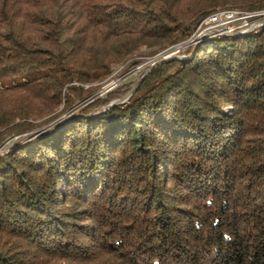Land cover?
I'll use <instances>...</instances> for the list:
<instances>
[{
    "label": "trees",
    "instance_id": "obj_1",
    "mask_svg": "<svg viewBox=\"0 0 264 264\" xmlns=\"http://www.w3.org/2000/svg\"><path fill=\"white\" fill-rule=\"evenodd\" d=\"M217 11L264 0H0V264H264V25L91 100Z\"/></svg>",
    "mask_w": 264,
    "mask_h": 264
},
{
    "label": "rangeland",
    "instance_id": "obj_2",
    "mask_svg": "<svg viewBox=\"0 0 264 264\" xmlns=\"http://www.w3.org/2000/svg\"><path fill=\"white\" fill-rule=\"evenodd\" d=\"M238 13H240L242 16H245V17L241 18L240 20H236L234 23L229 25V27L232 28L231 32L238 30L239 33H244V32L251 31L256 27L257 18H253V17L246 18V16L249 15L248 13H242V12H238ZM201 30H202L201 28L200 29L198 28L196 33L191 37L192 39L190 38L191 40L190 41L188 40L189 44L186 41L185 43L181 45L164 49L155 55H149L150 52L155 49V47H152V48L141 47L137 51V53H135V56L133 57V61L137 63L134 66L129 67L128 69H124L123 66L113 67L111 69V73L109 74V76L106 77L102 82L97 83L100 85V87L98 88L97 91H95L91 100L97 97L104 96L106 92H108L111 89H114L115 87L123 83L129 82V81H137L140 78L141 74H144L147 67L153 61H155L157 57L178 55V52L184 49L185 47L196 45L197 41L198 43H200V41L207 39L209 36L205 37L206 36L205 34L200 35ZM75 111H77L76 107L67 112L59 113V117L53 120L52 122H50L49 124H47L46 126L36 127V129L34 130V133L41 136L43 132L47 130L48 128L50 127L56 128L62 117L73 115ZM14 139H17V137H15Z\"/></svg>",
    "mask_w": 264,
    "mask_h": 264
},
{
    "label": "built area",
    "instance_id": "obj_3",
    "mask_svg": "<svg viewBox=\"0 0 264 264\" xmlns=\"http://www.w3.org/2000/svg\"><path fill=\"white\" fill-rule=\"evenodd\" d=\"M254 16H256V14H249L246 18H252ZM244 17L245 16H242L240 13L234 11H217L202 22L199 27V29H202L200 35L205 34V37H212L214 35H222L224 32H231L232 28L229 27V25Z\"/></svg>",
    "mask_w": 264,
    "mask_h": 264
},
{
    "label": "water",
    "instance_id": "obj_4",
    "mask_svg": "<svg viewBox=\"0 0 264 264\" xmlns=\"http://www.w3.org/2000/svg\"><path fill=\"white\" fill-rule=\"evenodd\" d=\"M262 25H264V16L257 18L256 27H259V26H262ZM244 33H246V32H244ZM239 34H243V33H239V32H224V33H223V35H239ZM187 42H188V41H187ZM198 44H199V43H198V41H197L196 45H198ZM171 59L181 60V59H184V57H182V56H177V55L157 57V59H156L155 61H153V62L147 67V69L145 70L144 74H143V75H142L137 81H135L134 85L132 86V90H131V92H130L129 94H127V95L124 97L123 101H125L126 99H128V98L131 96V94L134 92L135 88L137 87V85L139 84V82L142 80V78H143L144 76H146L147 73H148L153 67H155L156 65H159V64H161V63H163V62H166V61H168V60H171ZM120 102H122V101H114L110 106H113V105L118 104V103H120ZM71 117H72V115H69V116H66V117H62V118L60 119V121H59V123H58L56 129L59 128L60 126H62V124L65 123L67 120H69ZM36 135H37V134H36ZM32 136H34V135H32ZM23 137H25V136H23ZM17 141H18V139H14V140L11 141V142H6V143H4L3 145H0V152L7 150L10 146H12L13 144H15Z\"/></svg>",
    "mask_w": 264,
    "mask_h": 264
}]
</instances>
